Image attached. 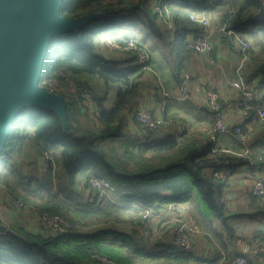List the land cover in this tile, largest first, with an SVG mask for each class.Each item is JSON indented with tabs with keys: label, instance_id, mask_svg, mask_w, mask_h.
I'll return each instance as SVG.
<instances>
[{
	"label": "trees",
	"instance_id": "1",
	"mask_svg": "<svg viewBox=\"0 0 264 264\" xmlns=\"http://www.w3.org/2000/svg\"><path fill=\"white\" fill-rule=\"evenodd\" d=\"M227 5L228 0H63L61 13L71 19L108 12L52 39L41 81L57 78L59 70L78 75V92L87 87L97 102V120L83 123L88 111L77 100L68 101L66 93L67 130L54 111L38 105L25 107L14 118L0 151V183L23 200L25 211L57 214L70 226L59 232L34 228L9 207V214L14 213L11 225L0 212L1 222L9 227L0 230V264H191L197 257L178 246L171 219L160 218L161 208L173 204L171 211L178 210L187 201L193 216L198 211L210 224L212 215L222 218L231 233L227 181L216 172H232L248 164L247 158L223 155L209 137L188 139L150 128L141 129L138 145L122 156L124 167L112 162L103 145L109 137L131 136L126 110L145 86L140 50L148 52L151 65L157 49L181 75L192 51L189 34L203 32L190 14ZM259 5L260 0H243L222 20L230 19L247 35L256 34L264 22L253 17ZM259 70L264 75V58ZM85 76L101 79L106 87H93ZM109 88L115 89L111 105ZM47 154L49 168L43 169ZM95 176L108 180L111 188L102 193L93 187ZM261 197L252 200L257 203ZM147 210L153 215L146 217Z\"/></svg>",
	"mask_w": 264,
	"mask_h": 264
},
{
	"label": "crops",
	"instance_id": "2",
	"mask_svg": "<svg viewBox=\"0 0 264 264\" xmlns=\"http://www.w3.org/2000/svg\"><path fill=\"white\" fill-rule=\"evenodd\" d=\"M238 6L228 0L227 6H218L209 10V14L212 19L222 20L225 13L237 9ZM262 30L264 27L259 24L256 34L243 33L252 43V49L245 52L240 46L228 41L222 31L213 27L214 51L208 56L189 52L184 60L185 66L181 70V75L174 71V66L168 63L160 53L155 55L151 62L152 69L144 73L145 86L139 98L149 104L153 112L165 118L166 125L158 130L177 133L188 139L207 137L202 128L210 126L214 121V116L207 104L202 86L199 84V80L205 78L221 93L226 115L233 130L239 126L246 134V139L234 131L218 135L215 141L217 150L223 155L236 156L237 153L249 147L254 152L264 155V121L253 124L247 120L242 113L244 94L233 85L234 81L242 80L253 90L258 103L264 105V75L259 70V63L264 58V53L259 48L260 42L264 44ZM189 35L192 37L191 34ZM260 35L263 36L262 41H258ZM188 74L192 75L189 97L181 100L177 97L179 86L184 76ZM85 78L91 81L95 77L85 76ZM92 83L93 87L104 89L102 81L96 79ZM154 95L157 96V101L154 100ZM107 105H111L108 100ZM129 107L131 109L126 110V115L132 139L130 151H133V147L138 145L137 138L141 129L135 118L134 102ZM93 119L97 120L89 113V116L83 117L82 122L86 125L92 124ZM131 164L133 165V162ZM261 177H264V162L256 163L255 166L245 164L224 178L227 181L224 189L227 201L226 220L232 226L231 233L229 228H225L227 233L219 230V227L223 225H220L222 224L218 220L220 218L214 215L209 218L212 224L208 220H203L204 216L198 211L194 212L193 216L189 208L190 201L184 204L187 207L182 205L178 210L171 211L173 204L170 205V209L161 208L160 218L171 219L173 215H182L197 227L193 246L190 249L197 259L191 261V264H228L235 255L239 254L238 239L240 237L250 241L257 236L264 235V196L258 199L257 203L252 200L254 196L252 187L254 182ZM9 215L8 225H11L14 213ZM19 215L22 221L30 222L34 228L40 227V225L36 226L37 219L31 215L30 211L21 212ZM8 217L7 211L2 219L6 220ZM248 264L259 263L251 256Z\"/></svg>",
	"mask_w": 264,
	"mask_h": 264
},
{
	"label": "built area",
	"instance_id": "3",
	"mask_svg": "<svg viewBox=\"0 0 264 264\" xmlns=\"http://www.w3.org/2000/svg\"><path fill=\"white\" fill-rule=\"evenodd\" d=\"M209 2L215 3L216 0H209ZM155 9L160 13L163 11L160 5H156ZM166 10L169 13L167 7ZM190 19L203 27V32L201 34L197 37L192 36V38H190L191 41L189 43V47L195 54L208 56L214 51V43L212 40L213 27L216 28V30L222 31L228 41L240 46L243 51L249 52L252 49V43L246 39L242 31L230 23V19H226L225 21L221 19H212L209 11L206 10L191 13ZM134 44V41L131 40V45L133 46ZM114 45L118 46V44ZM138 62L141 65H144V69L146 71L152 69L150 65V56L146 50H140ZM191 79L192 75H185L179 86V95H177L179 99L185 100L189 97ZM77 80H79L78 75L69 71L59 70L57 78L46 79L43 82L40 80L39 84L50 92L61 95L65 93L68 94V101L72 103L77 100V104L80 107H83V109H86L88 113L96 117L97 102L95 101L92 92L88 88L82 87L79 93ZM199 84L202 86L207 104L214 116L213 123L210 126L202 128L205 135L216 141L218 135L232 133L234 131L246 139V134L243 132V128L237 126L233 130V126L230 124L226 115L221 93L211 86L209 81L205 78L200 79ZM233 85L244 94V101L242 104L243 115L249 117V121L253 124L264 121V105L255 102L256 96L253 90L242 80L234 81ZM157 99V96L154 95V100L157 101ZM134 104L135 116L140 129L150 128L158 130L162 126L166 125L165 118L161 114L153 112L152 107L141 98L136 99ZM237 155L247 158L248 163L252 166H255L256 163L264 162V155L260 152H254L249 147H247L243 152L237 153ZM47 156L48 154L42 158L41 164L43 169L49 168V163L46 159ZM229 173L230 170L228 168H223L217 171L216 175L226 178ZM91 183L93 187L101 188L102 193H105L109 188H111V184L108 180L97 176L92 178ZM252 193L258 196H264V177L258 178L254 182ZM9 207L16 209L19 212L25 211L23 200L14 194H11L8 187L5 184L0 183V212L3 218V214L8 211L9 217L6 220H3L7 224L10 219ZM30 213L37 219L36 226L40 225V227L42 226L46 229L53 230L54 232L65 230L70 226L68 221L63 220L62 217L57 214L48 213L40 215L38 213ZM152 215L153 213L149 210L145 213L146 217ZM171 222V230L178 246L184 250H190L193 246L194 237L197 233V227L190 223L187 218L182 215H173L171 217ZM144 232L149 233V230L145 227ZM238 244L240 248L239 254L235 255L228 264H248L251 256H253L259 264H264V239H260L257 236L249 241L240 237L238 239Z\"/></svg>",
	"mask_w": 264,
	"mask_h": 264
},
{
	"label": "water",
	"instance_id": "4",
	"mask_svg": "<svg viewBox=\"0 0 264 264\" xmlns=\"http://www.w3.org/2000/svg\"><path fill=\"white\" fill-rule=\"evenodd\" d=\"M63 0H0V151L14 118L25 107L54 111L68 129L67 103L40 80L46 54L55 36L78 31L107 12L91 11L71 19L62 15ZM264 20V1L253 15ZM0 230L9 231L1 222Z\"/></svg>",
	"mask_w": 264,
	"mask_h": 264
},
{
	"label": "rangeland",
	"instance_id": "5",
	"mask_svg": "<svg viewBox=\"0 0 264 264\" xmlns=\"http://www.w3.org/2000/svg\"><path fill=\"white\" fill-rule=\"evenodd\" d=\"M230 1L232 4H236V5H240L243 2V0H230ZM260 24L264 27V22H261ZM262 34L264 35V30H262ZM262 39H263V36L260 35L258 38V41H262ZM259 45H261L259 48L264 53V44H262L260 42ZM262 51H260V52H262ZM160 54H161V52H160ZM112 55H115V54H112ZM155 55H159V51L157 49H155V52H153V58H155ZM96 79L98 81H102L101 79H99L97 77L92 78L91 81L94 82ZM102 83H103V87H106V84L103 81H102ZM109 89H111V88H109ZM114 94H115V89H113V90L111 89V91L109 93V98H108L109 104L112 103L113 98H114ZM131 144H132L131 137H109L103 141V145L106 148V152L108 153L112 162H115L116 164L121 165V166H123V163L125 162V161H122V156H124L126 154V151L130 150ZM60 169H61V167H60ZM62 171H63V173H65V169H64L63 165H62ZM79 180H82L81 176H79ZM77 185L81 187L82 182L80 181ZM218 220L222 223V224H220V223L219 224L223 225V226L219 227L220 228L219 230H221L222 232L225 231L227 233V231L225 230V228H227V225L225 224L224 219L220 218ZM226 222H228V221L226 220ZM217 228H218V226H217ZM211 230H213V229H211Z\"/></svg>",
	"mask_w": 264,
	"mask_h": 264
}]
</instances>
